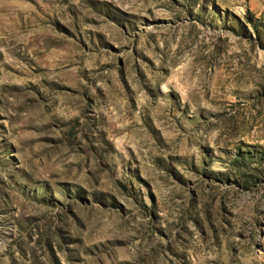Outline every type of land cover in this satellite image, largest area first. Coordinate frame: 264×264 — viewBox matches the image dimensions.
<instances>
[{
  "label": "rangeland",
  "instance_id": "1",
  "mask_svg": "<svg viewBox=\"0 0 264 264\" xmlns=\"http://www.w3.org/2000/svg\"><path fill=\"white\" fill-rule=\"evenodd\" d=\"M0 264H264V0H0Z\"/></svg>",
  "mask_w": 264,
  "mask_h": 264
}]
</instances>
